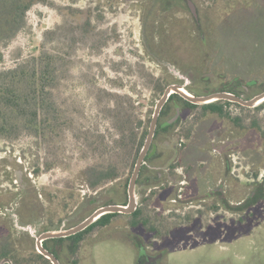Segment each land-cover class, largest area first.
Here are the masks:
<instances>
[{"label":"rangeland","instance_id":"obj_1","mask_svg":"<svg viewBox=\"0 0 264 264\" xmlns=\"http://www.w3.org/2000/svg\"><path fill=\"white\" fill-rule=\"evenodd\" d=\"M54 1L53 5L39 2L32 6L27 15V27L2 47L4 58L0 67H10L37 53L47 30L55 29L67 19L74 22V9L90 15L94 19L93 23H98V29L105 32L100 40L106 36L108 42L102 48H93L89 42H83L77 49L70 50L71 68L64 81L69 97L68 111L72 118L81 119L80 123L85 127L83 131H99L107 136L111 153L105 155V159L112 158V162L118 166L119 178L97 191L91 190L86 184L84 170L87 165L96 162L99 156L93 147L88 148L85 143L80 145L71 131L68 138L55 147L43 145L27 134L15 140H0V235L11 233L20 259L24 260L36 252V241L31 233L34 229L37 235L46 228L59 229L63 223L70 225L81 222L109 200L118 204L127 203L129 183L126 187L125 183L132 175L131 166L139 138L144 130H149L156 103L169 84L187 81L196 95H205L225 86H231L227 88L234 90L232 85L225 84L226 79H221L217 70L203 69L204 65H208V61H204L206 53L212 48L215 53L208 56L213 60L218 55L216 51H220L218 36L214 39L216 33L229 31L228 37L232 41L228 42L230 52H237L244 58H249V54L242 49L245 47L248 50V43L253 39L252 43L257 47L248 51L253 53L258 50L255 58L257 63L251 61L248 65L250 69L256 70L254 75L260 76L264 87V0H248L249 5L235 7L233 11V6L240 4L238 2L241 0H192L204 24V33L197 39L181 26L187 24L191 26V34L199 33L194 28L189 7L181 0L169 6L167 1L170 0ZM156 6L161 8V12L157 13L153 24L151 15ZM167 6L170 7L168 10ZM230 10L232 13L223 17ZM167 17L177 21L170 24ZM172 31L174 36H170L173 33L169 35ZM159 33H163L161 37ZM237 45H241V49ZM228 67L230 71L234 70L236 64ZM260 70L263 72L259 73ZM169 79L171 83L166 82ZM161 87L163 91H159ZM101 89L113 95H126L125 108L130 110L133 107L135 117L142 121V126L135 131L138 137L132 136L134 141L126 138L122 143H117L118 131L114 129L116 121L108 118L103 110L105 105L114 104L107 101L116 96L110 99L100 97ZM174 114L175 108L161 121L165 122ZM193 114L186 118L187 136H190L192 123L200 121L202 111L197 109ZM181 138L182 130L177 125L169 133L159 134L155 140V147H158L162 157L152 159L156 167L154 171L164 172L168 169V175L164 172L163 176L169 181L177 177L173 173L182 171L179 167L169 168L171 164L179 162L178 151L180 143H183ZM184 139L185 142L190 141H186V136ZM167 156L171 157L165 163ZM232 161L234 179L241 186L238 192L245 193L262 180L264 169H260L259 176L252 182L247 159L233 155ZM49 164L51 169L45 170ZM171 185L167 181L164 185L160 184L151 196H147L150 190L145 187L137 191L139 202L147 197V214L159 225L157 236L145 230L142 234L143 242L150 252L156 249L167 251L157 264H264V200L249 209L247 215L256 216L249 219L247 230L243 228V233L235 232L233 228L231 232L227 229L229 220L236 223L239 216L219 206L217 211L201 215L200 220L197 218L194 230L193 223L186 221L183 224L176 216L186 212L196 216L194 211L199 207L195 206V202L190 203V206L186 204L184 208L167 205L170 202L169 194L178 193V188ZM243 185H247L245 189ZM236 203L235 199L230 202ZM156 204L166 206L167 209L162 210ZM21 212L22 216L29 217L32 222L23 223L19 217ZM131 221L130 216L117 215L109 225L94 228L83 237L76 253L64 251L63 263L68 264L67 261L72 259L74 264H137V244L133 243L135 240L130 234H136L139 230L132 227ZM214 222L215 226L217 224L215 231L209 229ZM20 226L29 228L23 229ZM182 226L185 227V233H181ZM233 236L235 239H230Z\"/></svg>","mask_w":264,"mask_h":264},{"label":"trees","instance_id":"obj_2","mask_svg":"<svg viewBox=\"0 0 264 264\" xmlns=\"http://www.w3.org/2000/svg\"><path fill=\"white\" fill-rule=\"evenodd\" d=\"M176 1L177 0L167 1V5L169 6L172 2ZM181 1L187 4V0ZM39 2L47 5H53L55 1L0 0V63L4 58L3 52L1 51L2 47L10 43L22 30L27 27L28 12L34 4ZM238 3L240 4L233 6L231 9L232 11L235 7H245L249 5L248 0H241ZM168 6L167 10L170 8ZM68 9H70V7H68ZM160 10L161 8H159V6L154 7L152 10L153 14L151 15V18L153 19V24L155 23L157 13L161 12ZM231 10L223 17L229 16L232 13ZM72 17L74 22H70V20L67 19V21L57 26L55 29L47 30L44 33L39 51L37 53L27 56L10 67H0V140H15L22 135L27 134L38 139L43 145L48 144V147H55L59 146V143L63 139H67L69 132L71 131L73 136L78 138L77 142L80 145H84L83 143H85L88 148L93 147L95 153L101 157L100 161L98 157L96 162L87 165L84 170L87 186L91 190L97 191L98 188H101L119 178V168L112 162V158L105 159V155L111 153V147L107 136L99 131H93V133L83 131L85 127L80 123L81 119H75L69 115V97L67 96L66 89L64 88V86H66L64 81L68 78L71 68L69 61L71 58L70 50L77 49L83 42H89L91 44L90 46L93 48H102L107 44L108 39L105 36L103 40H100L105 32H103V30H99L98 23H93L94 19L90 15L85 14L84 11L74 9ZM192 18L194 20V28L198 30V34H191L189 31L191 26H188L187 24H182L181 26L186 28V32H188L190 36L197 39L204 33V24H202L200 13L198 19H195L194 16ZM167 21L172 24L177 20L172 17H167ZM224 25H226V22ZM193 32L196 31L193 30ZM228 32L229 31H227V33L219 32L218 34L216 33L215 36L213 35L214 39L218 36V42L221 45V48L219 52L216 51L218 54L216 59L214 56V59L210 60L211 56H208L215 53L212 48L208 54L206 53L208 57L206 56L204 61H208V65H204V71L215 69L218 71V75L221 76L220 78L224 80L226 79V81L233 79L235 76L243 78L251 77L255 74L256 70L250 69L248 63L251 61L257 63L255 58L258 54V50H254L253 53L248 50L253 48L255 49L257 45L252 43V39L251 42L248 43L250 45L248 50L245 49V47L242 49V51L249 54V58L241 57L237 52H230L228 42L232 43V41L231 37L230 39L228 37ZM172 33L173 31L170 32L169 35ZM162 34L163 33H159L160 37ZM232 40L235 39L232 38ZM153 43L155 44V42ZM237 46L241 49V45ZM214 61L215 65L213 66ZM230 64H236V68L234 70L231 69L230 71L228 67ZM166 82L171 83V80L169 79ZM188 90L192 92L190 87H188ZM159 91H163V88H159ZM99 94L100 97H109V99L110 97L116 96V98L107 101L108 103L112 102L114 104L111 103L112 105H105L103 110L108 118H114L116 121L114 129L118 131L117 136L119 142L117 143H122V140H125L126 138H131V140L134 141L132 136L135 138L138 137V133L135 131L138 127L142 126V121L138 117H135L136 115L133 107H131L130 110L125 108L126 103L124 99L126 98V95H118L116 93L113 95L104 89H101ZM181 101L192 107L196 106L183 99L180 95L173 94L163 107L150 151L141 168L137 181V191L144 187L149 190L151 189L147 196L154 194L155 191L153 190H157V188H152L162 183V176L159 175L162 171L155 172L153 168H150V166H154L152 163L153 158L162 157L161 152L158 151V147H155V140L159 134L165 132L169 133L174 130L177 125H179V120H177L168 126H162L164 122L161 120L164 116L169 114L171 109H176V104H180ZM216 105V103H211L205 105V107H211L214 111ZM217 110L218 109H216V111ZM147 133L148 130H144L139 138L138 146L132 161V170L134 169L138 154L144 144ZM170 157L171 156H167L164 161L166 162L170 159ZM177 165L178 162L176 161V163L172 164L171 167L175 168ZM51 167V164H49L45 170H50ZM174 174L175 173H173V175ZM129 179L130 177L127 178L128 181H126L125 187L129 183ZM158 193L160 194L162 192L158 191ZM170 198L172 197H169L168 200ZM147 200V197H143V200L139 202L136 211L132 214L109 213L103 215L92 225L78 234L69 237L49 239L44 243V245L57 256L58 253L53 245L54 243L63 247L66 242L74 240L75 244L71 245V249L69 251L76 253L78 243L87 233L91 232L98 226L109 225L112 219L117 215L130 216L132 219V227L139 230V232L135 234L139 242L143 241L142 234H144L145 230H148L150 234L157 236L159 234V225H156L157 221H152L151 216L147 214ZM256 201L248 200L245 203V206L251 208L253 203ZM112 203H114V200L106 201L103 205ZM167 205L177 207V203L169 202ZM156 207L162 210L167 209L166 206L157 204ZM20 210L21 209L19 208V211ZM22 215L23 214L21 212V215H19L20 220L25 224L30 223L31 219ZM176 217L179 219L178 214ZM46 229L50 230L54 228ZM6 258L11 259L13 264H34V262H38L39 264H52L50 259L37 252V250L31 258L25 260L24 258L20 259V254L16 248V242L13 240L11 233H2V235H0V261Z\"/></svg>","mask_w":264,"mask_h":264},{"label":"flooded vegetation","instance_id":"obj_3","mask_svg":"<svg viewBox=\"0 0 264 264\" xmlns=\"http://www.w3.org/2000/svg\"><path fill=\"white\" fill-rule=\"evenodd\" d=\"M190 2L193 3L192 0H187V6L189 7L191 14L195 17L190 8ZM194 6L197 12V17H195V19H198V8L195 4ZM262 72L263 70L259 71V73ZM225 84L232 85L234 90H229L227 88L231 86H225L219 87L218 89L210 91L209 93L228 91L242 97L244 100H250L254 96L264 92L263 82L260 76L257 75H252L251 77L246 78L235 76ZM188 87L189 85H187V89ZM212 103L217 104L214 111L211 107H205V105L211 103L194 104L196 106L193 107L184 103L183 101H181L180 104H176L179 107L178 110L177 108L175 109V114L178 113L177 120H179V128L182 130L181 139L183 142L182 144L180 143L181 147L178 151L180 154V159L177 158L179 161L177 167H179V169L182 171L174 174V176L177 177L175 179L172 177L171 181H169L168 178L163 176L164 172H168V169H165L164 172H161L162 175L161 173L159 174L162 176V180L164 178V181L161 184L164 185L167 181L168 183L172 184V187L178 188V193L174 195L169 194V197H172L169 199V201L171 203H177V207L184 208L186 204H189L190 206V203L193 202H195V206H198L199 208L202 207L201 209L198 208L194 211L196 216H192V214L188 212L179 215V221H182L183 224L186 221L193 223V229L196 230L194 223L197 222L198 219L200 220L204 214L210 213L212 210L217 211L219 206L225 211L239 216L236 218V223L234 221L232 222L231 219L229 220V223L226 224L227 229H229L231 232L233 228L235 229V232L237 231L243 233V228L247 230L248 225L246 226V223L249 221V219H254L256 216L254 214L253 216L250 215L249 217L247 215L249 209L263 201L264 176L262 177V180L256 182L252 189H249V191L245 193H242V191L238 192V189L241 186L238 183L239 181H237L236 178L234 179V173L232 171L234 166L232 160L233 155H241L243 158L247 159V166L252 172V182H254L259 176L260 169H264V100L255 104L254 106H247L230 100H216ZM197 109L202 111V117L200 121H195L192 123V127L189 130L190 136H187V134L185 135V128L188 125L186 118L189 115L193 116V112H195ZM216 109L219 111H216ZM201 126L204 127L201 128ZM185 136L186 141L190 140L189 142H185ZM197 137L198 139L196 140ZM218 159L220 161L217 163L216 161ZM150 168L156 169L155 166H150ZM246 186L247 185H243L244 189ZM159 187L160 185L154 188ZM232 199H235L237 203L230 204ZM248 200L257 201L253 203L251 208H248L245 206V203ZM31 222L32 220L30 223ZM78 223H80V221L70 225H65V223H63L59 226V229L63 226V228H70L77 225ZM32 225L34 224L32 223ZM211 226H209V229H213L215 231L217 224L215 226L214 222L213 227ZM181 228V233H185V227L182 226ZM45 231H47V229L43 230L42 233ZM40 234L41 233L38 232L36 236ZM36 236H33L35 241ZM130 237H133V240H135L133 243L137 244L135 246V250L137 252V264H157L158 261L163 259L165 256V249H156L157 251L150 252L149 247L145 245V242H139L137 240L135 233H131ZM230 239L235 238L233 236L232 238L230 237ZM47 240L49 239H46L43 244ZM82 241L83 238L78 243V250L82 244ZM74 244V240L66 242L63 247L57 243H54L53 245L55 246L58 255L56 256L55 253L52 251L51 252L59 259L61 264H64L62 261L63 253L66 250L69 251L71 249V245ZM140 251H142V253ZM67 263L74 264V261L70 259V261L68 260Z\"/></svg>","mask_w":264,"mask_h":264},{"label":"water","instance_id":"obj_4","mask_svg":"<svg viewBox=\"0 0 264 264\" xmlns=\"http://www.w3.org/2000/svg\"><path fill=\"white\" fill-rule=\"evenodd\" d=\"M190 8L197 17V12L194 4L192 2L189 3ZM187 81L186 83H172L169 84L165 91L163 92L162 96L158 99L154 113L150 122L149 130L146 136V139L144 141V144L138 154L132 175L129 180L128 184V201L126 204H118V203H112L100 206L97 208L94 212H92L88 217H86L84 220H82L77 225L70 227V228H60V229H50L47 230L40 235L36 236L34 229V232L31 231L33 236H36V249L37 251L44 255L46 258L50 259L52 264H61L59 259L47 248H45L43 242L46 239L51 238H61V237H68L75 235L83 230H85L87 227L92 225L95 221H97L99 218H101L103 215L109 214V213H121V214H132L136 211L139 201H138V194H137V181L140 175L141 168L145 162V159L150 151L156 129L158 127L159 123V117L161 114V111L165 104L170 99L171 95L178 94L183 99L193 103V104H208L212 103L216 100H230L233 102H238L243 105L247 106H254L255 104L261 102L264 100V92L254 96L250 100H244L242 97L228 91H217L205 95H196L192 92H190L187 89ZM178 105H176V108L178 110ZM178 112V111H177ZM178 119V113H176L173 117H171L169 120L164 122L162 126H168L172 123H174ZM264 186V181H263ZM23 229H28L29 227H22ZM13 264L12 260L9 258L3 259L0 261V264Z\"/></svg>","mask_w":264,"mask_h":264}]
</instances>
